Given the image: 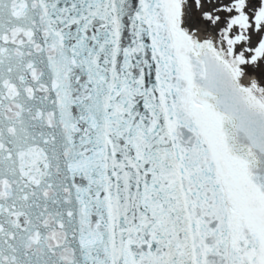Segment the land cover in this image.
<instances>
[{"label": "snow or ice", "instance_id": "snow-or-ice-1", "mask_svg": "<svg viewBox=\"0 0 264 264\" xmlns=\"http://www.w3.org/2000/svg\"><path fill=\"white\" fill-rule=\"evenodd\" d=\"M0 264H264V0H0Z\"/></svg>", "mask_w": 264, "mask_h": 264}]
</instances>
